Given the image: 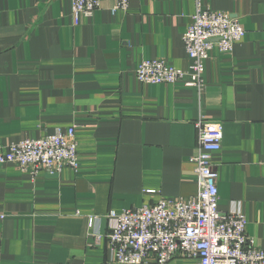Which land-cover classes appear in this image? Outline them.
I'll return each instance as SVG.
<instances>
[{"label":"crops","instance_id":"obj_1","mask_svg":"<svg viewBox=\"0 0 264 264\" xmlns=\"http://www.w3.org/2000/svg\"><path fill=\"white\" fill-rule=\"evenodd\" d=\"M195 1L131 0L113 12L116 1L103 0L74 24L72 0H0L1 142L74 127L78 152L77 172L0 166V264H110V210L196 194L200 117L222 124L210 154L218 209L239 204L245 233L264 247V0H199L245 30L231 53L208 52L202 92L135 78L143 60L188 70L182 37Z\"/></svg>","mask_w":264,"mask_h":264},{"label":"built area","instance_id":"obj_2","mask_svg":"<svg viewBox=\"0 0 264 264\" xmlns=\"http://www.w3.org/2000/svg\"><path fill=\"white\" fill-rule=\"evenodd\" d=\"M103 0H72L74 24L91 17ZM112 11H126L131 0H115ZM191 22L182 37L189 61L187 71L172 68L164 60H143L135 71L138 82L147 85L184 81L186 86L202 92L204 61L216 48L221 54L231 53L245 30L239 20L229 13L204 9L199 0ZM197 141L190 158L194 167L197 192L188 201L161 199L154 205L110 210L107 249L110 264H167L188 259L196 264H264V247L256 248L245 233L247 220L239 204L228 212L218 209L217 171L210 154L219 151L223 140L222 124L200 117L195 122ZM16 165L33 177L39 172L50 175L67 168L77 172L78 152L74 127L63 132L56 128L52 134L37 140L19 143L1 142L0 166ZM95 218L88 219L90 225ZM98 238V237H96ZM99 239V238H98Z\"/></svg>","mask_w":264,"mask_h":264}]
</instances>
